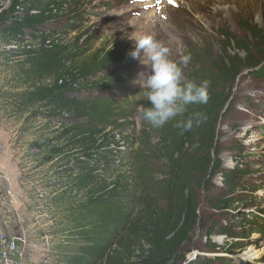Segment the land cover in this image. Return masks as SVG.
Instances as JSON below:
<instances>
[{
	"label": "trees",
	"instance_id": "16d2710c",
	"mask_svg": "<svg viewBox=\"0 0 264 264\" xmlns=\"http://www.w3.org/2000/svg\"><path fill=\"white\" fill-rule=\"evenodd\" d=\"M66 3L10 0L0 6V36L7 44L37 43L19 45L18 59L8 63L15 62L12 68L28 82L21 96L42 107L36 110L39 119L56 126L35 146L42 164L53 163L55 177L64 181L57 197L71 215L55 264H235L231 254L241 248L237 241L262 230L255 216H245L244 225L235 220L241 210L235 204L247 202L251 194L242 185L246 172L237 163L232 169L222 167L218 124L231 108L238 76L259 64L253 58L256 50L264 59V26H245L250 42L221 33L225 48L215 55L203 47L193 50L184 74L211 82L207 103L189 105L183 116L153 128L141 119V109L150 106L144 94L135 102H119L111 93L122 85L115 73L123 53L91 49L92 37L85 31L64 41L63 36L81 29L83 19L82 10H74V0L71 9ZM58 21L60 26L51 27ZM256 71L264 77L263 68ZM137 109L144 124L136 150L121 155L127 160V175L118 168L117 157L120 142L133 150ZM194 112L206 119L181 134L176 122ZM217 175L223 185L211 193ZM202 202L221 213L215 228L201 216ZM198 228L207 253H199L197 246L190 249ZM214 234L225 236L223 246L211 242ZM192 250L197 256L188 261Z\"/></svg>",
	"mask_w": 264,
	"mask_h": 264
},
{
	"label": "rangeland",
	"instance_id": "374dc122",
	"mask_svg": "<svg viewBox=\"0 0 264 264\" xmlns=\"http://www.w3.org/2000/svg\"><path fill=\"white\" fill-rule=\"evenodd\" d=\"M9 1L0 0V6H7ZM74 1V10H82L81 29L63 36L64 41L68 43L76 34L85 31L92 37L91 49L112 50L113 55L123 53V62L115 73L121 76L122 85L119 90L111 91L115 97L119 96V102L125 98H128L127 102L138 100L144 94L137 81L142 79L140 74L146 73L147 67L129 55L135 43L129 36L153 34L169 47L171 58L178 59L202 47L211 55L217 54L225 48L219 37L223 32L250 42L245 26H264V0ZM70 3L72 0H68L65 7ZM62 13L60 16L65 15ZM61 22L51 27L60 26ZM6 41L0 36V229L18 238L24 254L22 264H55L61 244L64 246V229L70 225L71 215L57 197V193L66 187L64 181L55 177L53 163L42 164L41 150L35 146L45 142L56 126H49L39 119L36 110H43L42 107L30 104L21 96L28 82L22 79L19 70L12 68L15 62L8 64L18 58ZM34 45L37 43L29 45L26 42L23 46ZM260 54L258 50L253 54L255 62L259 63L257 67L243 70L238 76L231 92V108L218 124L222 167L232 169L237 163L246 172L242 185L248 186L251 194L247 202L235 204L241 209L235 220L244 225L242 219L245 216H255L262 230L237 241L241 248L231 254L235 264H264V77L256 71L264 69ZM139 110L132 117L135 125L133 150L126 141L125 144L120 142L119 146L118 168L127 175V160L122 156L126 152H129L126 156L132 154L139 144V129L144 124ZM222 185V178L217 175L210 192H216ZM246 204L251 205L246 207ZM200 209L206 224L215 228L221 213L203 202ZM244 230L252 231L248 227ZM210 239L217 246H223L226 241L225 236L217 234ZM206 243L198 228L190 249L197 246L199 253H207ZM197 253L196 250L189 252L187 260L195 259Z\"/></svg>",
	"mask_w": 264,
	"mask_h": 264
},
{
	"label": "clouds",
	"instance_id": "9594fccd",
	"mask_svg": "<svg viewBox=\"0 0 264 264\" xmlns=\"http://www.w3.org/2000/svg\"><path fill=\"white\" fill-rule=\"evenodd\" d=\"M129 38L135 42L129 55L147 67L146 73L140 74L142 79L137 81L150 105L141 109L143 121L153 128H161L183 116L189 105L207 103L211 82L207 79L197 82L185 77L184 69L190 62V54L171 58L169 47L153 34L137 33ZM205 119L203 113L194 112L187 119L178 120L175 127L183 134L198 127Z\"/></svg>",
	"mask_w": 264,
	"mask_h": 264
},
{
	"label": "built area",
	"instance_id": "2783aa9c",
	"mask_svg": "<svg viewBox=\"0 0 264 264\" xmlns=\"http://www.w3.org/2000/svg\"><path fill=\"white\" fill-rule=\"evenodd\" d=\"M26 42L20 44H7L15 52L19 50V45L22 47ZM28 47V46H27ZM5 60H3L4 62ZM8 234V233H7ZM0 229V264H22L24 258L23 251L20 247V242L15 236L7 235Z\"/></svg>",
	"mask_w": 264,
	"mask_h": 264
},
{
	"label": "snow or ice",
	"instance_id": "6c2138e0",
	"mask_svg": "<svg viewBox=\"0 0 264 264\" xmlns=\"http://www.w3.org/2000/svg\"><path fill=\"white\" fill-rule=\"evenodd\" d=\"M158 2H159V0H158ZM169 3H173V0H169Z\"/></svg>",
	"mask_w": 264,
	"mask_h": 264
},
{
	"label": "crops",
	"instance_id": "0c3cea01",
	"mask_svg": "<svg viewBox=\"0 0 264 264\" xmlns=\"http://www.w3.org/2000/svg\"><path fill=\"white\" fill-rule=\"evenodd\" d=\"M2 230V229H1Z\"/></svg>",
	"mask_w": 264,
	"mask_h": 264
}]
</instances>
